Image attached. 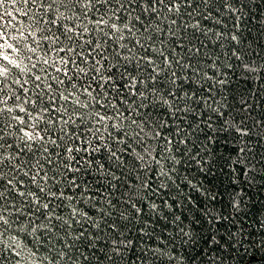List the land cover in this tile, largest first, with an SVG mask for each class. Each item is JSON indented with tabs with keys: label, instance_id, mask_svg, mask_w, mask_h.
Returning a JSON list of instances; mask_svg holds the SVG:
<instances>
[{
	"label": "snow or ice",
	"instance_id": "6c2138e0",
	"mask_svg": "<svg viewBox=\"0 0 264 264\" xmlns=\"http://www.w3.org/2000/svg\"><path fill=\"white\" fill-rule=\"evenodd\" d=\"M208 2L203 0L205 5ZM217 2L235 15L239 9L234 4L241 3V0ZM133 3L135 0H0V264H83L72 251L75 241L69 243L66 239L71 224L63 222L64 235L60 236L58 230L54 231L57 226L52 221L63 220L56 209L66 210L67 201L72 205L69 215L75 223L92 220L93 227H100L99 222L90 216L91 208L85 210L83 207L85 203L92 204L87 184L82 187L75 177L93 164L105 168L94 155L102 149L108 150L110 160L123 163L117 148H110V143L123 145L122 153L135 152L136 157L146 164L150 162L145 156H150L157 166L154 172H158L161 178L160 189L175 185L180 190L183 185L190 189L189 196L191 192L202 193V198L209 204L203 209L206 223H217L213 202L219 194L199 182L194 183L190 176L175 175L181 167L187 170L194 166L199 173L211 172L215 158H206L209 146L198 145V136L194 141L190 136L176 133L179 139L175 142L162 136L160 129L170 121L153 119V108H163L169 116L175 115L176 120H180L181 114L187 117L194 112L193 103L197 106L203 103L220 121L213 128L212 117L203 120L210 130L205 133V138L215 141L223 134L225 138L231 136L233 140H239L240 146L234 149L237 158L232 161L236 165L234 171L250 177L251 181L256 179L257 173L264 174V153L259 154L258 162H254L252 148L247 144L252 138L251 127L241 126L246 117H240L241 123H237V117L222 110L225 105L221 101H214L217 107L213 108L207 98H201L200 90L191 89L190 94V86L173 69V63L179 68L190 65H180L179 60L171 61L169 55L155 48L157 37L151 33L143 39L135 38V23L129 27L127 21L132 13L126 7V4ZM160 6L168 13L181 12L180 0H145L142 14H151L155 19ZM124 11H128L127 17L123 15ZM141 19L142 15L135 17L136 21ZM172 23L175 24L176 20L173 19ZM191 27L198 28L199 24ZM125 31L135 39L125 42ZM231 40L239 42L236 34L231 35ZM136 46L145 53L139 59L133 52ZM117 49L128 55L122 56ZM149 52L158 53L161 62L156 63L148 56ZM231 55L240 59L236 51ZM243 67L246 75L259 72L264 79V66L244 62ZM204 75L209 82L213 80V76ZM165 80L170 86L161 94ZM225 83L224 79L209 83L206 96H211L217 84ZM125 88L133 97L128 110L134 105L135 116L139 117L131 118L126 128L121 123H113L120 119L116 115L120 109L108 98L110 89L119 95ZM140 109L147 111L141 113ZM78 120L88 121L93 138L84 140L77 134L72 125ZM254 125L257 129L264 128V120H256ZM188 128L193 129V134L195 130L203 131L200 120H193ZM259 135L264 140V131ZM152 139H163L165 143L150 147ZM134 144L141 145L142 150L137 152ZM81 153L88 158L79 155ZM162 160L168 163L167 170ZM133 167H137L135 162ZM66 173L71 176L66 177ZM112 178L120 179L115 173ZM149 188L150 185L144 182L132 189L122 210L118 201L111 200L108 201L109 207L102 210L109 215L118 211L117 218L125 222L109 225L116 236L106 252L107 264H194L197 257L202 264H217L218 261L223 264V257L212 255L219 247V241L213 244L214 235L208 238L212 246L207 255L203 250L192 256L180 253L175 247L146 244L136 251L137 245L123 234L122 226L133 217L139 219L145 209L156 214L157 209L163 212L164 208L178 204L174 198L171 204L168 199L157 204L151 199L157 195V190L153 189L146 193L149 207L140 191ZM238 193L239 190L229 202V206L237 211L244 205V198H237ZM53 201L57 202L55 206ZM129 209L131 216L127 215ZM219 219L227 217L221 213ZM172 223L178 227L176 235L186 248L195 242V235L184 227L180 215H175ZM84 231L75 240H79ZM139 231L143 235L147 230L141 228ZM87 259L84 257L85 261Z\"/></svg>",
	"mask_w": 264,
	"mask_h": 264
},
{
	"label": "trees",
	"instance_id": "16d2710c",
	"mask_svg": "<svg viewBox=\"0 0 264 264\" xmlns=\"http://www.w3.org/2000/svg\"><path fill=\"white\" fill-rule=\"evenodd\" d=\"M180 2L181 12L179 14L168 13L165 7L160 6L155 19L151 14H142L145 0H135L133 4H126L128 11L132 13L127 21L129 27L133 26V22L135 23V38L143 39L149 33L155 35L157 37L153 45L155 48L162 50L165 55H169L171 61L179 60L180 65H190V67L179 68L173 63V69L177 70L185 84L190 86V94L191 89L200 90L201 98H207L213 108L217 107L214 101H221L225 105L222 110L228 112L230 116L237 117V123H241L240 117H246L241 126L246 124L251 127L252 138L247 141V144L252 148L251 156L254 162H258L259 154L264 153V140L260 139L259 135L260 131H264V128L257 129L254 121L264 120V79H261L259 72L246 75L243 64L251 62L264 66V0H241V3H235L234 6L239 9L235 15L221 8L217 0H209L207 5L203 3V0H187V2L180 0ZM128 11H124L123 15L127 17ZM138 15H142V19L136 21L135 17ZM173 19L176 20L175 24L172 23ZM195 24H199V27H191ZM232 34L238 36L239 42L231 40ZM124 35L125 42L135 39L126 31ZM117 51L121 50L117 49ZM233 51H236L240 59L231 55ZM133 52L137 59L145 55L139 46H136ZM121 55H128V53L121 51ZM148 56L155 59L158 64L161 62L158 53L149 52ZM143 63L144 61H141V64ZM129 66L131 67V65ZM205 73L207 76H213L211 82L207 80ZM163 75L164 73H161V76ZM217 79H224L226 83L224 85L217 84L212 90L211 96H206L205 90L208 84L216 83ZM119 83H123V81H119ZM163 83L164 88L161 90V94L170 86L167 80ZM108 98L120 109V112L116 113L120 119L114 120L113 123H121L126 128L131 118L139 119L135 116L134 105L131 110H128L129 101L133 100L128 89H121L119 95L115 90L110 89ZM136 103H139V100ZM192 108L194 112L187 117L181 114L180 120H176L175 115L169 116L163 108H153V119L170 121L160 131L162 136H167L174 142L179 139L176 135L179 133L180 136H190L194 141L198 136L199 140L196 141L198 145L209 146L210 150L205 154L206 158L210 160L215 158L211 172L199 173L193 166L187 170L185 167H181L180 172L175 175L190 176L194 183L199 182L204 188L219 194L217 200L213 202L215 208L213 214L218 217L217 223L214 225L206 223L207 217L203 209L209 207V204L202 198V193L191 192L189 196L190 189L183 185L180 190H177L175 185L160 189L161 178L158 172H154L157 166L150 156H145V160L150 162L146 164L136 157L135 152L122 153L123 145L117 146L115 143H110V148H117V154L121 155L123 163L110 160L108 150L102 149L101 152L94 155L100 163L105 165V168L100 169L96 164H93L91 167H85L75 177L82 187L85 183L87 184L88 194L92 198L95 208H92V204L88 203H85L83 207L85 210L91 208L90 216L99 222L100 227H93L92 220L82 221L80 224L75 223L69 215L72 205L67 201H65L68 204L66 210L61 212L59 208L56 209L63 216V220L52 221L57 226L54 231L58 230L60 236L64 235L63 222L67 221L71 224V228L68 229L70 235L66 239L69 243L75 241L72 251L79 256L83 264H107L106 252L112 239L116 236L109 225L112 222L117 224L125 222L117 218L118 211L109 215L102 210L109 207V200L118 201L119 209L122 210L129 192L144 182H147L150 188L140 191L149 207L150 201L146 193L153 189L157 190V195L152 196L151 199L155 200L157 204H160L163 199H168L171 204L173 203L172 198L178 201V204L172 208H164L163 212L157 209L156 214L145 209L139 219L133 217L131 221L126 222V226H122L123 234L132 238L137 245V252L140 251L142 245L146 244L161 248L175 247L180 253L192 256H196L197 252L203 250L207 255L212 246L208 243V238L214 235L213 244L219 241V247L212 255L223 257V264H264V174L257 173L256 179L251 181L250 177H244L240 172L234 171L236 165L232 161L237 158L234 149L240 146V141L233 140L231 136L225 138L223 134L217 136L215 141L207 140L205 133L210 130L204 125L203 120L212 117L210 122L213 124V128H216L220 121L215 118L216 114L207 109L203 103L199 106L193 103ZM244 109H248V111L246 112ZM109 111L113 110L109 109ZM144 111L147 109H140L141 113ZM157 113L159 114L157 115ZM193 120L201 121L203 131L195 130L193 134L195 125L193 124V129L188 128V124ZM87 125V120H78L76 125H72L84 140L93 138ZM164 143L163 139H152L149 146L159 147ZM81 147H83L82 144ZM134 147L137 152L142 150V146L139 144H134ZM181 147L184 146L181 145ZM79 155L88 158L83 153ZM134 162L137 167H133ZM161 163L167 170L168 163L163 160ZM178 167L180 166L178 165ZM113 173L120 179H113ZM65 176H71V173H66ZM129 177H132V180ZM133 181L136 183L134 184ZM164 183L167 184L168 181H164ZM237 190H239L237 198H244V205L238 211L229 206V202ZM56 203L53 201L54 206ZM221 213L227 219L220 220ZM127 215L131 216L130 209ZM175 215L181 216L184 227L192 230V234L196 237L195 242L187 248L176 235L178 227L172 223ZM77 219L80 218L77 217ZM141 228L147 230L143 235L139 231ZM85 229L86 231H84ZM81 231H84V235L79 240H75ZM84 257H88L87 261L84 260ZM194 264H202L199 257L195 259ZM217 264L220 262L218 261Z\"/></svg>",
	"mask_w": 264,
	"mask_h": 264
}]
</instances>
